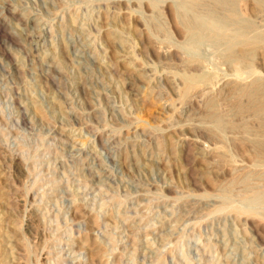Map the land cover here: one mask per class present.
<instances>
[{
  "label": "rangeland",
  "instance_id": "374dc122",
  "mask_svg": "<svg viewBox=\"0 0 264 264\" xmlns=\"http://www.w3.org/2000/svg\"><path fill=\"white\" fill-rule=\"evenodd\" d=\"M197 2L0 0V264H264V0Z\"/></svg>",
  "mask_w": 264,
  "mask_h": 264
},
{
  "label": "bare ground",
  "instance_id": "6f19581e",
  "mask_svg": "<svg viewBox=\"0 0 264 264\" xmlns=\"http://www.w3.org/2000/svg\"><path fill=\"white\" fill-rule=\"evenodd\" d=\"M198 0H191V2H192V4L193 3H196ZM204 2V1H203ZM202 2V3H203ZM225 2V1H224ZM198 3V2H197ZM196 3V4H197ZM188 4V3H187ZM205 4H206V2H205ZM220 4V3H219ZM189 5V4H188ZM191 5V4H190ZM184 6H186V5H184ZM205 6V5H204ZM262 6V5H261ZM190 7V6H189ZM195 7H197L196 5H195ZM208 7V6H207ZM212 7V6H211ZM223 7V6H222ZM187 8V7H186ZM181 9V8H180ZM190 9H191V7H190ZM209 10V9H208ZM214 11V10H213ZM195 12V11H194ZM208 12V11H207ZM217 12V11H216ZM182 14L184 13V12H181ZM201 13V12H200ZM210 13V12H209ZM179 14V13H178ZM181 15V14H180ZM179 15V16H180ZM210 15V14H209ZM188 16V15H187ZM187 16H185V17H187ZM182 18V17H181ZM191 20V19H190ZM184 21V20H183ZM191 24V23H190ZM195 24V23H194ZM195 26V25H194ZM189 28V27H188ZM194 28V27H193ZM239 32V31H238ZM245 32V31H244ZM241 35V34H240ZM239 35V36H240ZM241 36H243V35H241ZM245 37V36H244ZM236 41V40H235ZM241 43V42H240ZM243 45V44H242ZM259 45V47L261 46V43L259 44V42H254V40L253 41H248V42H245V44L242 46V48H241V50L239 51V53H238V55H235L234 57L232 56V54H231V56L235 59V60H238V61H240L241 60V57H243V56H245V55H248L249 54V52L251 51V50H255V48L257 47ZM241 46V45H240ZM253 52V51H252ZM251 53V52H250ZM195 82H197L195 79H190L189 80V85H192L193 83H195ZM192 83V84H191ZM188 85V84H187ZM251 86V85H250ZM249 86V87H250ZM254 86V85H253ZM246 88H248V87H246ZM245 88V89H246ZM187 89H188V87H187ZM243 90L242 91V93L244 92L245 94H248L247 93V90ZM249 89V88H248ZM242 90V89H241ZM240 90V91H241ZM194 91V90H193ZM239 91V90H238ZM261 91V90H260ZM260 93L261 92H259V94H256V96L254 97V95L252 96V97H254V98H252V97H249L248 99H250V101H249V104L248 105H246V106H238L237 108H238V110H246V109H249V110H251L255 115H258V116H263L264 115V100H261V98L262 97H260ZM245 94L243 95V96H245ZM252 95V94H251ZM240 104V103H239ZM237 105H238V103H237ZM212 106H213V104H212ZM217 114V113H216ZM214 118H216V117H214ZM217 119V118H216ZM216 121V120H215ZM263 123V122H262ZM216 124V123H215ZM261 127V126H260ZM250 129V128H249ZM264 130V129H263ZM262 131V130H261ZM255 136V135H254ZM264 137V136H263ZM255 139V138H254ZM263 141V140H262ZM259 142L258 144H257V146H256V148H257V151H258V153H260L261 155H264V141L263 142ZM253 143H255V142H253ZM252 143V144H253ZM256 145V144H255ZM261 155H259V156H261ZM263 194V193H262Z\"/></svg>",
  "mask_w": 264,
  "mask_h": 264
}]
</instances>
